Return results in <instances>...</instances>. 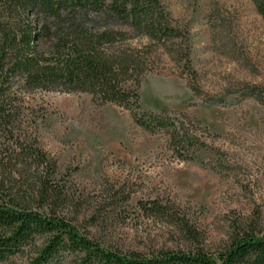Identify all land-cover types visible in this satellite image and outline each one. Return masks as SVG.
Returning <instances> with one entry per match:
<instances>
[{
    "label": "rangeland",
    "instance_id": "1",
    "mask_svg": "<svg viewBox=\"0 0 264 264\" xmlns=\"http://www.w3.org/2000/svg\"><path fill=\"white\" fill-rule=\"evenodd\" d=\"M160 2L182 37L172 49H145L142 110L176 119L195 144L178 147L91 94L26 93L18 83L11 98H0L14 115L0 128V153L19 141L56 161L75 196L71 216L108 247L146 254L200 247L215 256L238 228L255 224L264 234V17L252 0ZM153 201L170 214L143 208ZM34 254L1 264H28Z\"/></svg>",
    "mask_w": 264,
    "mask_h": 264
},
{
    "label": "trees",
    "instance_id": "2",
    "mask_svg": "<svg viewBox=\"0 0 264 264\" xmlns=\"http://www.w3.org/2000/svg\"><path fill=\"white\" fill-rule=\"evenodd\" d=\"M252 1L264 17V0ZM181 37L160 0H0V98H11L18 83L26 93H88L129 111L146 131H164L178 147L195 144L181 135L176 119L144 112L141 105L145 49H172ZM134 38L149 43L128 46ZM13 116L0 103V128H9ZM15 146L0 153V264L32 248L28 264L65 256L70 264H264V234L255 224L238 228L215 256L200 247L152 254L108 247L71 216L75 196L58 163L35 147ZM33 169L34 177L26 178ZM143 208L170 214L157 201ZM186 232L198 240L189 226Z\"/></svg>",
    "mask_w": 264,
    "mask_h": 264
}]
</instances>
